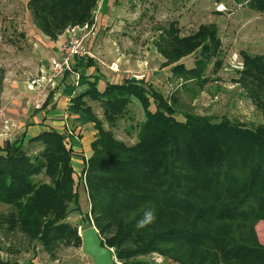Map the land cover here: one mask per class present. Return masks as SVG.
Returning <instances> with one entry per match:
<instances>
[{"label":"trees","instance_id":"trees-1","mask_svg":"<svg viewBox=\"0 0 264 264\" xmlns=\"http://www.w3.org/2000/svg\"><path fill=\"white\" fill-rule=\"evenodd\" d=\"M98 2L29 0L28 9L34 25L56 41L72 27L92 25ZM250 2L264 9V0ZM156 46L182 85L193 82L203 88L221 39L213 23L187 36L171 23ZM197 51L194 66L181 61ZM242 59L237 82L264 114V54L243 52ZM85 82L88 87L72 97V112L87 115L98 132L87 167L81 169L87 171L91 207L82 217L89 221L91 215L117 260L158 264L145 258L157 253L174 264H264V245L255 229L264 219V125L248 128L182 112L178 97L165 98L135 78L108 83L102 90L96 80ZM87 97L102 101L109 119L123 115L132 98L137 99L146 117L138 141L127 145L105 130L85 105ZM178 112L184 121L175 116ZM31 140L44 143L38 155L32 157L22 145L0 154V203L9 206L0 213V228L41 242L55 259L61 245L82 246L78 227L68 221L73 211H82L75 186L80 173L72 163L66 129L43 131ZM42 173L50 182L35 180ZM149 206L157 219L138 230L136 223ZM0 264L15 263L0 257Z\"/></svg>","mask_w":264,"mask_h":264},{"label":"rangeland","instance_id":"rangeland-1","mask_svg":"<svg viewBox=\"0 0 264 264\" xmlns=\"http://www.w3.org/2000/svg\"><path fill=\"white\" fill-rule=\"evenodd\" d=\"M250 1L99 0L92 25L84 31H78V37H83L91 56L75 60V71L81 73V85L75 87L73 83L72 89L68 91L75 95L85 90L88 84L82 83L86 78L96 80L101 90L108 83H121L127 78H135L165 98L171 100L174 96L178 97V107L182 112L210 116L215 121L228 119L248 128L264 125V114L257 109L247 92L237 82L243 67L242 53L264 54V9L252 6ZM28 2L29 0H0V77L4 78L0 91V108L2 97H5L4 80H21L22 83L32 81L41 76V67H47L49 59L57 54V44L51 46L48 41L50 38L34 25ZM171 23H177L182 36L196 32L202 24L213 23L218 27L221 49L215 58L216 65L213 60L208 67L206 76L210 80L203 88H198L193 82L182 85L185 82L173 74V66L165 63L166 59L157 49V39L163 29L170 28ZM70 34V31L65 32V41ZM60 45L58 51L62 55V41ZM198 56L197 51L181 61L189 67L194 66ZM81 61L84 62L83 65ZM90 61H93L94 65L88 67L86 64ZM59 78H55L56 81ZM67 78L69 79V75ZM56 84L48 83L45 87L36 85L38 87L33 88L37 98L35 105L31 107L33 115H30V118L39 113L46 118L43 114L47 113L45 109L55 98L54 93L62 90V82H58L59 87ZM44 97H47L46 104L43 103ZM37 105L40 107L37 108ZM85 105L90 107L93 116L116 139L127 145L138 141L139 127L146 117L137 99L132 98L123 115H113L110 119L102 101L87 97ZM151 109L155 110L154 103ZM175 116L179 120H185L181 112ZM70 119L73 124L69 125L76 129L78 138L82 137L85 127L80 130L78 126L85 123L91 125L94 139L97 137L98 131L94 123L83 112L77 118ZM28 121L31 119L28 118ZM2 123L6 125L7 122L3 120ZM5 129L7 128L4 127ZM86 129L88 130V127ZM15 145H19V141H15L13 146ZM21 145L23 151L32 157L44 149V143L31 139ZM85 155L90 156L86 153ZM35 180L50 182L45 173L35 176ZM81 183L78 174L75 186L79 192L82 211H73L68 217V221L77 226L79 232L94 224L91 215L88 216L89 221L82 217L91 207L86 188ZM8 207L0 203V213L6 212ZM255 229L260 243L264 245V219L256 224ZM0 257L15 264H21V261L32 264V260L38 264H93V260L83 252L82 246L61 245L55 251V259H52L41 242L29 241V238L19 231L7 233L2 228ZM145 258L158 264H174L157 253Z\"/></svg>","mask_w":264,"mask_h":264},{"label":"crops","instance_id":"crops-1","mask_svg":"<svg viewBox=\"0 0 264 264\" xmlns=\"http://www.w3.org/2000/svg\"><path fill=\"white\" fill-rule=\"evenodd\" d=\"M60 39L56 41L48 39L51 46H55L57 44L55 46L56 50L54 49L57 54L49 59L47 67H41V76H46L50 71L51 61L53 58H61V53H59L58 50L60 49L59 45L61 41L63 44L65 42V33L60 37ZM67 75H69V79L67 78ZM59 81L62 82L64 87L61 86L62 90L54 93L55 98L47 106L48 108L45 109L47 113H42L46 116V118H44L40 113L35 117L30 118V115H33V112H31V107L35 105V100L37 98L36 92L30 84V81H25L24 83H22L21 80H12L11 82L8 80H4L5 97H2L3 103L2 108H0V154L6 153L7 148H11L14 152V150L17 149V147H19L21 143L25 144L28 139H32L43 131H48L51 129L63 131L66 129L67 125L70 127L69 124H73L70 118H77L78 115H82V112L81 114L72 112L73 108H71L69 102V98L74 94L73 92L70 93L68 91L73 87L72 84L74 83V76L72 74L66 73L64 75H61L60 78L55 81V84H58ZM42 84L39 83L40 87L42 86ZM59 84L57 85L58 87ZM9 92L11 93L10 95ZM44 98L45 99L43 103L46 104L47 97ZM28 118L31 119V121H28ZM3 120L9 124L6 123V125H4V123H2ZM13 124L15 126H12ZM83 126H85L86 128L88 127V130L84 127V131L82 132V137L80 138V140H72V146L74 150L72 163L77 172L83 168V157L85 153L90 155L92 154L91 143L94 140L93 130H90V128H92L90 127L91 125L85 123L82 126H78V128L81 130ZM4 127L7 128L5 129L7 131L4 130ZM3 130L4 132H2ZM15 141H19V145L13 146L15 144ZM32 261L34 264H38L37 262H35V260ZM21 264H28V262L23 263L21 261Z\"/></svg>","mask_w":264,"mask_h":264},{"label":"built area","instance_id":"built-area-1","mask_svg":"<svg viewBox=\"0 0 264 264\" xmlns=\"http://www.w3.org/2000/svg\"><path fill=\"white\" fill-rule=\"evenodd\" d=\"M88 28V25H85L83 27L75 26L68 29L67 31H70L71 34L69 35V38L66 39L64 42V45L61 48V58H53L51 61V68L50 71L47 73V75H42L36 79H33L30 81V84L33 88L37 87L36 85H39V83H43L42 87H45L48 83H54L56 81L55 78L60 77L61 75H64L66 73H71L74 76V85L75 87L80 85L81 82V73L75 71V60L78 58H82L85 56H91L89 50L86 48L84 44L83 37H78V31H84ZM140 78V77H136ZM73 95L69 98V102L72 101ZM40 105H37V108H39ZM66 131L70 137H73L75 140H78V133L76 130H74L72 127H69L67 125ZM73 140V139H72ZM86 156V155H85ZM84 156V166L87 167V160L88 157ZM86 169V168H85ZM82 171V170H81ZM79 176L81 177V184H83L86 188L87 197L89 198L88 193V181H87V171L84 170V172H81ZM89 200V199H88ZM121 264V263H120Z\"/></svg>","mask_w":264,"mask_h":264},{"label":"water","instance_id":"water-1","mask_svg":"<svg viewBox=\"0 0 264 264\" xmlns=\"http://www.w3.org/2000/svg\"><path fill=\"white\" fill-rule=\"evenodd\" d=\"M83 252L93 260V264H120L112 248L104 243V239L94 224L80 232Z\"/></svg>","mask_w":264,"mask_h":264},{"label":"clouds","instance_id":"clouds-1","mask_svg":"<svg viewBox=\"0 0 264 264\" xmlns=\"http://www.w3.org/2000/svg\"><path fill=\"white\" fill-rule=\"evenodd\" d=\"M157 219L154 206L147 207L141 216V218L136 223V228L138 230L148 228L152 225Z\"/></svg>","mask_w":264,"mask_h":264}]
</instances>
